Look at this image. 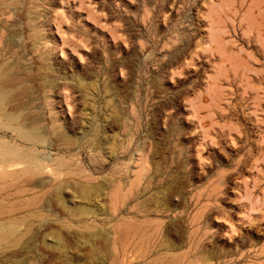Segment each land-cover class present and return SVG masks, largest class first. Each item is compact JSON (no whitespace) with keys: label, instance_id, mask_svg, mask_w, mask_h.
<instances>
[{"label":"rangeland","instance_id":"obj_1","mask_svg":"<svg viewBox=\"0 0 264 264\" xmlns=\"http://www.w3.org/2000/svg\"><path fill=\"white\" fill-rule=\"evenodd\" d=\"M0 264H264V0H0Z\"/></svg>","mask_w":264,"mask_h":264}]
</instances>
